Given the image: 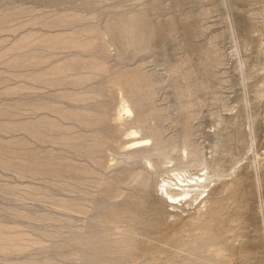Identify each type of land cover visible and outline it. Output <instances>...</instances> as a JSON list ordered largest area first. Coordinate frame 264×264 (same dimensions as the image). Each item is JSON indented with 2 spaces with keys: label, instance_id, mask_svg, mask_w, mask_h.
Segmentation results:
<instances>
[{
  "label": "rangeland",
  "instance_id": "374dc122",
  "mask_svg": "<svg viewBox=\"0 0 264 264\" xmlns=\"http://www.w3.org/2000/svg\"><path fill=\"white\" fill-rule=\"evenodd\" d=\"M0 264H264V0H0Z\"/></svg>",
  "mask_w": 264,
  "mask_h": 264
},
{
  "label": "bare ground",
  "instance_id": "6f19581e",
  "mask_svg": "<svg viewBox=\"0 0 264 264\" xmlns=\"http://www.w3.org/2000/svg\"><path fill=\"white\" fill-rule=\"evenodd\" d=\"M125 116H127V118L133 117L134 116L133 110L130 109L129 107H126ZM149 118L150 116L146 114L145 122H148ZM138 123L140 124V122ZM147 133L142 134L140 127L134 126L127 128L126 131V138L128 141L126 143L127 151L134 155L135 152L139 153L144 149H148L154 143L159 146L161 144H165L164 140L162 139V136L157 135L158 133L156 134L154 131L150 132L149 134ZM147 153L148 152L146 151L144 152L145 156ZM191 154L192 153L187 151L184 145L177 157H175L173 160L168 159L167 161H165V163L160 164L159 167H161V173L162 171H164L166 177L158 185V188L163 199L171 207L176 208L182 205L193 207L197 205L199 209L198 214L200 216H203L204 214H208V213H204V211L207 212V209L205 210L204 208L206 206L202 207V205L203 204L206 205L209 201L210 189L212 187V183L216 181L214 180V178H217L220 181L221 179H225L226 176L216 172L210 173L209 172L210 169L208 170L206 168L200 170L201 173L192 174L191 171L187 169L188 167H191L189 165H191L195 161L194 159H191ZM145 156L143 159L149 161V157L147 156L145 157ZM175 162L176 164L172 165ZM216 256L219 257L221 255L218 253L216 254Z\"/></svg>",
  "mask_w": 264,
  "mask_h": 264
}]
</instances>
